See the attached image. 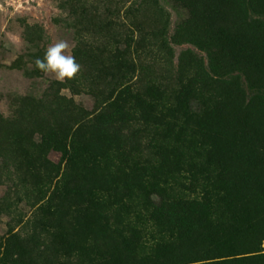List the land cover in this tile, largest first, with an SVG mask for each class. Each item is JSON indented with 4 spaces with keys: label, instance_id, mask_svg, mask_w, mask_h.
Here are the masks:
<instances>
[{
    "label": "trees",
    "instance_id": "obj_1",
    "mask_svg": "<svg viewBox=\"0 0 264 264\" xmlns=\"http://www.w3.org/2000/svg\"><path fill=\"white\" fill-rule=\"evenodd\" d=\"M176 1L193 17L174 28L163 0H67L63 83L26 25L0 264H264V0Z\"/></svg>",
    "mask_w": 264,
    "mask_h": 264
},
{
    "label": "rangeland",
    "instance_id": "obj_2",
    "mask_svg": "<svg viewBox=\"0 0 264 264\" xmlns=\"http://www.w3.org/2000/svg\"><path fill=\"white\" fill-rule=\"evenodd\" d=\"M67 0H0V110L7 108L8 103L17 93H24L34 88V78L30 77L25 68H15L16 57L32 43L24 39L26 25L32 22L42 27V44L46 48L58 40H66L70 45V54L74 46L73 31L62 22L69 15ZM170 12L172 23L178 27L189 22L193 15L190 9L176 0H163ZM193 47L180 44L177 50ZM54 77L53 74H50ZM90 105L92 101L86 100ZM90 103V104H89ZM34 137L42 141L37 126ZM6 145V144H4ZM6 191L5 183L0 182V196ZM6 216H0V231L5 228ZM264 244V243H263Z\"/></svg>",
    "mask_w": 264,
    "mask_h": 264
},
{
    "label": "clouds",
    "instance_id": "obj_3",
    "mask_svg": "<svg viewBox=\"0 0 264 264\" xmlns=\"http://www.w3.org/2000/svg\"><path fill=\"white\" fill-rule=\"evenodd\" d=\"M35 67L40 72L53 74L61 83L75 78L80 71V65L70 54V45L66 40H58L49 46L43 58L35 60Z\"/></svg>",
    "mask_w": 264,
    "mask_h": 264
}]
</instances>
